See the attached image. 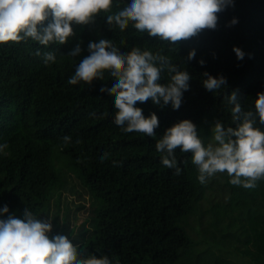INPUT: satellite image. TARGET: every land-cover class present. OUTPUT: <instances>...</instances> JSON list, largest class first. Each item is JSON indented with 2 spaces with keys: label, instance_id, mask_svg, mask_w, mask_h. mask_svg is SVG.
I'll return each mask as SVG.
<instances>
[{
  "label": "trees",
  "instance_id": "trees-1",
  "mask_svg": "<svg viewBox=\"0 0 264 264\" xmlns=\"http://www.w3.org/2000/svg\"><path fill=\"white\" fill-rule=\"evenodd\" d=\"M128 2L119 0L120 7ZM217 15L215 30L180 41L174 51L131 24L123 32L110 29L103 13L93 25H73L76 36L64 45L45 47L31 40L0 44V145L7 144L0 151V209L6 205L9 213L28 207L34 214H47L54 201L56 219L59 198L74 174L91 196L89 217L75 225L72 241L86 254L107 255L112 264H232L224 256L233 254L247 264H264V179L255 189L231 185L226 174L201 184L190 153L176 150L182 169L176 175L161 164L155 148L164 130L182 119L196 125L207 145L215 121L235 127L225 96L235 91L242 108L249 110L264 91V0H233ZM233 18L237 22L230 24ZM78 39L83 51L68 56ZM99 39L111 40L122 52L132 47L161 51L190 74L178 110L137 103L144 116L158 117L155 137L125 133L114 123V97L99 91L112 86L107 73L105 81L94 80L91 86L68 83L76 64L88 55V42ZM234 47L242 50L243 59ZM189 50H195L192 60L187 59ZM46 52L55 54L54 63L43 62ZM205 72L223 76L226 86L216 93L206 90ZM168 81L162 74L159 83ZM64 136L70 141L65 143ZM68 213L63 224L69 225ZM250 248L253 259L247 254Z\"/></svg>",
  "mask_w": 264,
  "mask_h": 264
},
{
  "label": "clouds",
  "instance_id": "clouds-1",
  "mask_svg": "<svg viewBox=\"0 0 264 264\" xmlns=\"http://www.w3.org/2000/svg\"><path fill=\"white\" fill-rule=\"evenodd\" d=\"M230 6L233 0H130L123 7L119 0H0V44L31 40L45 47L54 43L64 45L76 36L73 25L83 29L95 24L103 13L104 23L110 29L115 26L123 32L131 24L137 32L172 45L174 51L180 41L196 37L206 29L215 30L217 14ZM236 22L233 18L230 24ZM81 43L78 39L67 55L78 57L83 51ZM233 51L238 59L244 58L241 49L234 47ZM87 52L76 64L68 83L76 85L83 81L91 86L94 80L105 81L107 73L112 86L103 85L99 91L114 97V123L125 133L155 137L158 117L155 113L144 116L137 103L151 101L160 108L171 105L178 110L183 93L189 90L190 74L161 51L153 53L132 47L122 52L108 39L90 40ZM35 54L41 55L39 50ZM194 58L195 50H189L187 59ZM55 61L53 52L43 54L46 65ZM198 62L204 64L202 59ZM164 73L169 81L159 83ZM203 75L206 78L202 84L210 92L216 93L226 86L223 76L213 77L207 72ZM224 100L232 106L235 127L215 121L210 128L212 140L205 145L196 125L182 119L164 130L155 148L161 154V164L174 169L176 175L182 171L175 155L179 149L191 154L201 184L217 174H226L231 185L255 189L258 181L264 179V91L257 93L254 107L249 110L242 108L235 91ZM63 140L67 143L70 137L64 136ZM6 147L7 144L0 145V151ZM106 158L107 154L100 157L101 162ZM8 211L6 205L0 209L2 213ZM51 220L38 219L28 207L23 218L10 214L0 219V264H112L107 255L86 254L67 235L50 236Z\"/></svg>",
  "mask_w": 264,
  "mask_h": 264
},
{
  "label": "rangeland",
  "instance_id": "rangeland-1",
  "mask_svg": "<svg viewBox=\"0 0 264 264\" xmlns=\"http://www.w3.org/2000/svg\"><path fill=\"white\" fill-rule=\"evenodd\" d=\"M210 136H211V134H210ZM211 140H212V138H211ZM67 166L70 167V165H67ZM63 167L64 166L62 165V168ZM57 170H59L58 167H57ZM65 173L67 176L70 174V172H67V171H65ZM71 178H72L71 183L67 186V189H64L62 191V194L59 198L60 199L59 211H58V215H57L56 219H55V215H54L55 214V203H54V201L51 202L47 214H44L43 212H39L36 215H37V218L41 219V220L47 219L49 217L52 218L51 223H52L53 228L55 227L56 224H58L54 234L67 235L69 237V239H71L73 241V239L76 238L75 230H77V228H78L77 225L84 218L88 219V217H89V214L87 211V206H88V204H90L91 196H90L89 192L87 191V189L82 185L80 180L74 174H71ZM79 204L84 205V208L77 209V206ZM68 209H69V213H68L67 220L69 222V225L63 224L64 223V217H65V214H66ZM10 214L14 215L17 218H23V211L15 209L9 213H1L0 219H6L7 216ZM56 221H58V223ZM75 225L77 226V228H75ZM63 230H66V232H64ZM52 232H53V229H52ZM54 234H52V235H54ZM49 235L51 236V233ZM84 235L86 236V238L88 237V233H85ZM247 254H248V256H250L253 259L254 258V249L250 248V251H248ZM224 257L226 259H231L232 264H247L248 263L247 259L242 260V256H238L235 254L232 255V258L228 257V256H224Z\"/></svg>",
  "mask_w": 264,
  "mask_h": 264
}]
</instances>
